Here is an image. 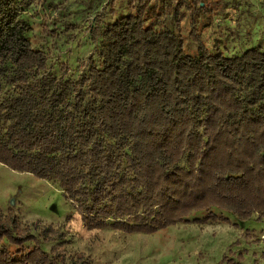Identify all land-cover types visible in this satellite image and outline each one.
I'll list each match as a JSON object with an SVG mask.
<instances>
[{
    "label": "trees",
    "instance_id": "obj_1",
    "mask_svg": "<svg viewBox=\"0 0 264 264\" xmlns=\"http://www.w3.org/2000/svg\"><path fill=\"white\" fill-rule=\"evenodd\" d=\"M34 2L0 0L1 165L56 183L89 232L264 221V46H206L223 0H109L74 77L32 46ZM67 243L0 211V264H92Z\"/></svg>",
    "mask_w": 264,
    "mask_h": 264
},
{
    "label": "rangeland",
    "instance_id": "obj_2",
    "mask_svg": "<svg viewBox=\"0 0 264 264\" xmlns=\"http://www.w3.org/2000/svg\"><path fill=\"white\" fill-rule=\"evenodd\" d=\"M124 4V0H121ZM109 0H41L34 2L20 17L31 26L29 40L42 49L48 63L68 66L72 77L84 69L92 53L89 30L100 20L109 21ZM123 6V5H122ZM213 25L203 31L210 49L215 38L223 37L225 51L236 55L260 44L264 46V0H223L215 11ZM186 42L188 24H181ZM13 208L23 225L40 221L51 225L66 237L67 253L85 252L92 264H225L222 257L237 264H264V221L254 216L239 221L225 215L228 222L197 224V213L189 222L169 227L153 235H125L117 231L89 232L75 206L56 183L14 172L0 164V211ZM48 251L49 245L43 244Z\"/></svg>",
    "mask_w": 264,
    "mask_h": 264
}]
</instances>
